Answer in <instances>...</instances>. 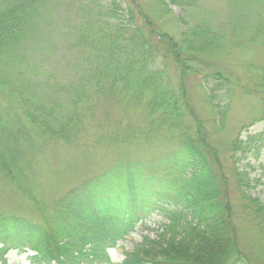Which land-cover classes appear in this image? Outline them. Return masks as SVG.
Instances as JSON below:
<instances>
[{"label": "trees", "instance_id": "16d2710c", "mask_svg": "<svg viewBox=\"0 0 264 264\" xmlns=\"http://www.w3.org/2000/svg\"><path fill=\"white\" fill-rule=\"evenodd\" d=\"M57 1L0 0V87L9 90L0 93L14 97L25 117L20 121L7 115L10 109L0 112L1 176L27 189L32 159L41 148L35 140H77L86 117L104 102L137 114L145 128L165 134L170 148L152 164L121 163L71 188L53 204L49 222L44 220L46 229L0 213V264H5L7 249L27 248L35 254L33 264L108 263L105 248L123 240L156 209L166 223L154 239H143L125 253L121 264H252L233 234L225 181L217 177L225 152L205 137V127L186 96L187 80L201 77L217 117L214 127H223L228 105L221 99L230 97L228 77L211 60L224 52L228 33L213 27V10L205 7V0H159L165 10L171 5L180 11L177 41L157 28L153 14L138 0H68L84 14L69 45L70 50L78 48L80 65L74 70L75 81L62 87V102L51 105L49 91L29 75L28 59L40 52L48 58L45 25ZM223 1L231 27L240 34L237 39H243L232 49L257 41L264 48V0ZM167 62L174 64L175 81ZM261 81L251 91L262 92L264 102V70ZM258 114L259 121L264 120V111ZM245 143L239 132L223 145L240 161ZM155 168L168 174L158 175ZM236 177L241 195L249 199L244 174ZM250 201L253 225L264 234V204Z\"/></svg>", "mask_w": 264, "mask_h": 264}, {"label": "rangeland", "instance_id": "374dc122", "mask_svg": "<svg viewBox=\"0 0 264 264\" xmlns=\"http://www.w3.org/2000/svg\"><path fill=\"white\" fill-rule=\"evenodd\" d=\"M107 1L101 0L104 4ZM138 2L145 11L153 14V20L161 32L167 33L172 39L180 40L182 27L178 20L180 11L177 6L169 5L165 10L159 0ZM57 4L45 25L46 37L51 48L48 58L45 59L46 56L41 52L32 58L28 57L30 65L28 73L39 82L42 89L49 91L51 105L58 104L57 101L62 102L65 97V90L62 87L75 81L74 70L80 65L77 57L79 50L73 47L70 50L69 45L71 46L77 28L84 18V14H79L74 4L68 0H58ZM204 4L215 14L213 27L224 29L228 33L224 52L211 60L218 69L226 72L229 83L225 87H228L230 97L226 100L221 99L222 105H228L227 118L223 127L218 124L215 126L220 127L221 131L214 127V120H217V117L214 116L212 106L203 93L206 85L202 84L201 77L187 80L188 105L205 127L203 133L205 137L212 139L216 148L225 152L219 158L222 175L217 177L225 181L224 190L232 208L233 234L237 238L240 250L252 264H264V239L259 240V234L263 238L264 234L253 225L255 223L251 210L253 204L250 201L258 199L264 204V120L258 119V113L264 111V102L262 92L251 91L252 87L262 82L264 48L257 41L255 44L245 43L242 48L232 49L235 41L242 43L243 39H237L240 34L230 25L225 2L205 0ZM87 16L91 18L93 13ZM166 64L169 75L173 76L175 81L178 75L174 64L171 62ZM0 89L7 94L9 92L7 88ZM28 91L26 88L25 92ZM219 95L222 96V92ZM5 111L7 115L20 121L25 120L17 100L0 93V112ZM188 123L194 130L190 117ZM145 129L147 134L144 133ZM239 132L246 142L243 146L244 159L240 161L236 160L233 151H227L228 146L223 145L234 139ZM80 133L82 136L67 144L56 140L44 143L35 140V144H39L41 148L35 151L32 159L27 189L16 187L0 173V213L19 216L46 229L53 204L71 188L121 163L152 164L154 157L168 152L170 148V144L163 140L165 134L158 135L156 131L148 130L137 114H127L121 107L111 102L102 103L93 116L86 117ZM155 173L168 174L167 170L159 168H155ZM241 173L244 174V180L250 189L249 199L241 195L237 187L236 176ZM165 217L156 209L142 225L137 223L123 240H115L113 246L105 248L108 263L104 264H121L125 253L131 252L143 239H154V235L166 223ZM45 219H48V222H45ZM34 255L33 250L28 248L21 253L7 249L4 260L5 264H33L30 259Z\"/></svg>", "mask_w": 264, "mask_h": 264}]
</instances>
